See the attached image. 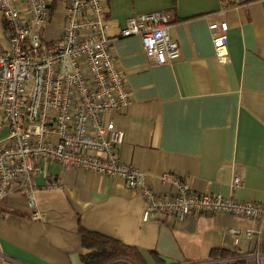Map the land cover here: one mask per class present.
Instances as JSON below:
<instances>
[{
  "label": "crops",
  "instance_id": "crops-1",
  "mask_svg": "<svg viewBox=\"0 0 264 264\" xmlns=\"http://www.w3.org/2000/svg\"><path fill=\"white\" fill-rule=\"evenodd\" d=\"M100 2L129 94L126 105L107 115L124 133L121 160L138 168L157 193L174 192L172 182L161 179L171 173L196 192L264 201V0ZM64 7L56 4L48 38L59 36ZM153 10L169 16L181 52L173 62L156 64L138 35L120 36L127 17ZM219 21L229 26L227 62L216 58L208 28ZM6 47L0 12V52ZM6 133L2 125L0 139ZM236 174L242 181L233 187ZM34 181L33 207L20 192L0 200V264H84L81 229L136 249L145 264L237 258L264 264V218L192 214L143 221V197L120 178L49 164ZM231 227L239 230L237 242ZM213 249L237 256L215 260Z\"/></svg>",
  "mask_w": 264,
  "mask_h": 264
},
{
  "label": "built area",
  "instance_id": "built-area-1",
  "mask_svg": "<svg viewBox=\"0 0 264 264\" xmlns=\"http://www.w3.org/2000/svg\"><path fill=\"white\" fill-rule=\"evenodd\" d=\"M53 1L0 0L7 41L0 52V127H7L0 139V200L20 192L33 207L35 177L56 164L61 170L79 168L122 179L143 197V221L192 214L263 219L264 201L196 192L171 173L161 179L172 182V193H157L143 183L139 169L119 156L123 131L107 119L111 110L129 102V94L113 57L103 6L100 0H56L65 5L63 23L59 36L50 40L45 30L55 10H50ZM169 28L168 14L153 10L127 17L120 36L138 35L146 56L166 64L181 53ZM208 28L216 58L227 62L228 23L211 22ZM241 181L236 174L232 186ZM228 231L237 242L239 230Z\"/></svg>",
  "mask_w": 264,
  "mask_h": 264
},
{
  "label": "trees",
  "instance_id": "trees-1",
  "mask_svg": "<svg viewBox=\"0 0 264 264\" xmlns=\"http://www.w3.org/2000/svg\"><path fill=\"white\" fill-rule=\"evenodd\" d=\"M55 1L50 4L51 12L56 6ZM80 233L86 250L81 256L84 264H145L138 251L132 247L87 230L81 229ZM210 256L215 260H225L234 258L237 254L222 249H213ZM216 264H244V260L237 258L234 261Z\"/></svg>",
  "mask_w": 264,
  "mask_h": 264
},
{
  "label": "rangeland",
  "instance_id": "rangeland-1",
  "mask_svg": "<svg viewBox=\"0 0 264 264\" xmlns=\"http://www.w3.org/2000/svg\"><path fill=\"white\" fill-rule=\"evenodd\" d=\"M48 26H49V24L47 25L46 30H47ZM46 30H45V33H46ZM45 38H47V39H51V38H48V37L46 36V34H45ZM1 119H2V118H1Z\"/></svg>",
  "mask_w": 264,
  "mask_h": 264
}]
</instances>
